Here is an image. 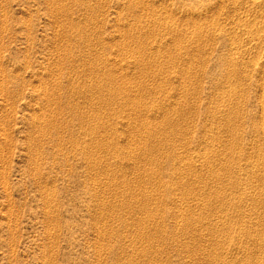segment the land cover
Returning <instances> with one entry per match:
<instances>
[{"label": "rangeland", "instance_id": "obj_1", "mask_svg": "<svg viewBox=\"0 0 264 264\" xmlns=\"http://www.w3.org/2000/svg\"><path fill=\"white\" fill-rule=\"evenodd\" d=\"M262 100L264 0H0V264H264Z\"/></svg>", "mask_w": 264, "mask_h": 264}, {"label": "bare ground", "instance_id": "obj_2", "mask_svg": "<svg viewBox=\"0 0 264 264\" xmlns=\"http://www.w3.org/2000/svg\"><path fill=\"white\" fill-rule=\"evenodd\" d=\"M257 1V0H256ZM250 2V1H249ZM249 19V18H248ZM76 26V25H75ZM70 30V29H69ZM69 36V35H68ZM89 64V63H88ZM91 64V63H90ZM90 68H92V67H90ZM93 70V69H92ZM97 72V71H96ZM103 75V74H102ZM47 76V75H46ZM113 76V75H112ZM107 77V76H106ZM111 79H113V78H111ZM98 81V80H97ZM114 81V80H113ZM96 82V81H95ZM93 83V82H92ZM117 83V82H116ZM77 84H79V83H77ZM76 84V85H77ZM84 84V83H83ZM98 84V83H97ZM104 84V83H103ZM109 84H110V82H109ZM113 85H115V84H113ZM112 84H111V86H113ZM56 86H58V85H56ZM61 86V85H60ZM78 86V85H77ZM98 86H99V84H98ZM102 86V85H101ZM116 86V85H115ZM86 87V86H85ZM90 87V86H89ZM106 88V87H105ZM119 88V87H118ZM107 89V88H106ZM87 90V89H86ZM111 91V90H110ZM115 91V90H114ZM121 91V90H120ZM51 92V91H50ZM86 92V91H85ZM112 92V91H111ZM111 92H110V94H111ZM55 94V93H54ZM88 94H90V93H88ZM119 94H120V92H119ZM51 95V94H50ZM84 95V94H83ZM82 95V96H83ZM112 95V94H111ZM115 95V94H114ZM48 96V95H47ZM52 96V95H51ZM49 97V96H48ZM264 100H262V104L264 103L263 102ZM51 103V102H50ZM60 103V102H59ZM261 104V105H262ZM264 106V105H263ZM137 107V106H136ZM261 108H263L262 106H261ZM264 109V108H263ZM264 111V110H263ZM264 113V112H263ZM263 116H264V114H263ZM47 123V122H46ZM43 126V125H42ZM264 133V132H263Z\"/></svg>", "mask_w": 264, "mask_h": 264}]
</instances>
